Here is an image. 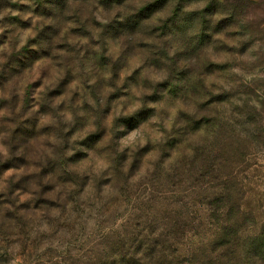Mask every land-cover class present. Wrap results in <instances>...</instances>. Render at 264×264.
Listing matches in <instances>:
<instances>
[{
  "label": "clouds",
  "instance_id": "clouds-1",
  "mask_svg": "<svg viewBox=\"0 0 264 264\" xmlns=\"http://www.w3.org/2000/svg\"><path fill=\"white\" fill-rule=\"evenodd\" d=\"M222 4L10 0L0 10V208L33 202L56 209L31 225L55 243L30 251L14 243L0 264H37L50 254L63 264L73 249L101 256L102 264H156L165 238L175 245L167 260L183 254L189 264L169 226L161 218L149 226L146 216L182 179L208 176L212 163L200 169L210 157L228 161L223 219L212 209L221 220L216 228L215 221L187 223L184 242L225 227L234 213L227 227L241 240L264 235V85L251 87L254 77L237 67L259 60L261 46L233 12L209 11ZM178 21L186 22L182 32ZM211 52L228 61L217 63ZM129 119L136 120L130 130ZM25 121L34 122L35 134L22 139ZM78 153L86 155L70 162ZM49 160L69 174L55 175L54 201L44 189L54 175L37 179ZM68 220L73 240L62 243ZM112 238L126 251L108 247ZM261 250L264 244L251 245L250 264H264Z\"/></svg>",
  "mask_w": 264,
  "mask_h": 264
},
{
  "label": "rangeland",
  "instance_id": "rangeland-1",
  "mask_svg": "<svg viewBox=\"0 0 264 264\" xmlns=\"http://www.w3.org/2000/svg\"><path fill=\"white\" fill-rule=\"evenodd\" d=\"M163 2V0H162ZM10 5V0H0V10H3L5 6ZM15 7V6H13ZM218 10L221 12H233L234 20L237 25H244L247 33L253 37V40L259 39L261 50L259 52L260 59L257 61H241L237 67L241 68L244 75H252L253 81L250 83L251 87H255L257 84L264 85V0H223V4L219 9L210 8L209 11ZM186 22L178 21L174 25L177 31L182 32ZM227 21L222 22V26L226 25ZM210 57L217 63H225L228 61V57L219 52L209 53ZM82 123V121H81ZM129 130L136 126L135 119L126 120ZM24 124H31V127H25ZM17 130V135L22 139H26L35 134V124L32 121H25ZM98 137L93 136L89 140L85 141L89 148H91ZM86 153H78L76 157L70 158V162H76L78 159L85 156ZM208 163H212V169L209 175L204 177L199 183H194L192 180L182 179L181 183L178 184L177 190L174 193H161L160 200L157 202L152 216H146V222L149 226L156 223L161 218L169 228L171 229L169 235L172 240L176 243H184V251L190 254L200 253L207 260L211 259L209 251L211 245L214 242V238L217 236V231H209L208 234L200 236L198 239H189L187 242L183 240L184 228L187 223H197L203 221L212 224V228H216L221 223V220H216L215 216H211L212 209L216 210L217 215L223 219V214L220 213V208L225 205H214L209 208L206 205L199 204V200L205 196L209 199L216 197L217 195H224L228 189L225 188L224 182L227 179L228 161L226 159H216L214 162L211 157L201 166V171H204ZM7 168L8 165H4ZM49 173L54 176L48 181V185H44V189L47 191L48 196L54 201L56 199L55 193L50 190L51 183L55 182V175H60V178L68 177V173L64 172L63 164L60 160H49L47 166L44 168L43 173L37 178L40 183H43V179ZM165 196L169 198L165 199ZM235 192H233V198H235ZM42 211H47L49 217L53 216L56 212L54 207L49 206L45 203H33L26 202L25 204L19 205L15 210H8L0 208V259L4 255H7V249L12 247L14 243H19L21 246L28 245L30 251L34 246H44L56 241L50 239H41V234L35 232L31 225L39 218ZM195 216L196 220H192ZM235 213L231 217V220H235ZM225 221L223 223L225 225ZM68 227L61 230V241L62 243H71L73 240L71 230V220L65 222ZM132 231H135L133 227ZM187 234V233H185ZM131 235V233H130ZM249 237L247 240L251 239ZM162 249V255L175 250V245L169 243L168 239L165 238L160 241ZM108 247L115 248L121 251H126L121 247L119 238H112L107 241ZM212 251V250H211ZM215 251V250H214ZM198 252V253H197ZM131 254V253H130ZM87 257V258H85ZM188 258L181 254L175 258ZM37 264H61V259L57 258L56 254H50L46 257H36ZM236 263L239 262V257H234ZM63 264H102L101 256L93 253L89 255L84 253L83 256L78 251L73 249L70 251L67 258H63Z\"/></svg>",
  "mask_w": 264,
  "mask_h": 264
},
{
  "label": "trees",
  "instance_id": "trees-1",
  "mask_svg": "<svg viewBox=\"0 0 264 264\" xmlns=\"http://www.w3.org/2000/svg\"><path fill=\"white\" fill-rule=\"evenodd\" d=\"M223 195H217L213 198L215 201L214 205H225V201L223 199H220ZM224 207V206H223ZM233 220L229 218L225 221V227H221L218 230L217 236L214 238V242L211 245V250L214 251L215 248H213V245L219 241L221 251L215 256L211 257V259H205L203 255L200 253L193 254L189 260V264H250V248L252 244H255L257 242H260L261 244H264V235L261 237H255L251 238L249 240H241L240 237L237 236V234L231 229L230 226L227 227V225L231 224ZM162 249V246L160 250ZM170 250V247L168 248ZM239 257V262L236 263L234 261V257ZM260 256L262 259H264V250H261ZM184 259L187 258H174L173 261L166 260V257L162 255V252L160 251V257L159 259H156V264H184Z\"/></svg>",
  "mask_w": 264,
  "mask_h": 264
}]
</instances>
